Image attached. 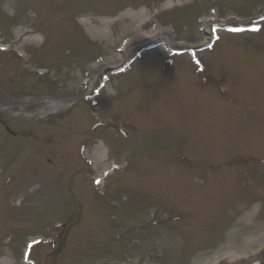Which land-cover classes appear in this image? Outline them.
Segmentation results:
<instances>
[{
	"label": "rangeland",
	"instance_id": "obj_1",
	"mask_svg": "<svg viewBox=\"0 0 264 264\" xmlns=\"http://www.w3.org/2000/svg\"><path fill=\"white\" fill-rule=\"evenodd\" d=\"M164 1L168 0H0V42L10 43L18 38L25 29V25H20L26 21L27 26L32 25L44 34L40 49L24 40L23 46L12 42L10 50L0 51V81H4L0 83V105L59 89L48 78L28 73L24 68L28 64L34 69L57 65L55 73L48 75L58 79L63 87L79 89L90 76L96 83L93 86L99 87L103 76L109 74L107 68L97 74L89 68L98 55L117 53L121 40L129 37L123 35L127 24L120 19L123 11L148 12L153 21L164 22L161 28L169 31L170 41L183 40L192 46L209 42L214 34L222 36L224 31L219 25L213 30V25L197 22L200 17L225 19L237 13L243 19H253L264 14V0H177L179 5L171 9L163 8ZM79 15L86 17L81 20ZM87 20L95 32L103 20L112 21L109 39L91 34L85 25ZM231 24L236 29L240 27L237 21ZM262 26L264 30V23ZM45 30L49 32L48 41L44 38H48ZM246 35L239 39L228 36L211 53L198 51L197 57L205 67L202 75L195 69L199 64L193 65L190 53L173 56L164 49L162 39L155 41L159 43L157 47L144 53L145 63L150 62L151 66L141 61L123 80L116 79L120 75L109 74L112 81L106 84V91H101V110L96 116L103 123L111 117L114 121L120 119L124 136L114 129H100L101 133L107 131L111 135L104 142L99 141L91 130L92 125L96 127L92 116L96 113H89L84 103L68 107L63 112L66 123L59 125L61 130L71 132L55 140L57 147L52 158L56 170L43 166L46 184L37 189L39 182L33 177L29 181L28 170L17 173L5 189L0 188V264H23L27 239L42 233L55 235L66 228L67 225L58 224L65 223L62 218L75 211L73 195L87 202L81 213L87 222L74 225L71 220L64 231L66 249L69 247L72 258L70 264H264V38L245 46L241 42L255 39L256 34ZM17 49L27 54L29 62L18 56ZM136 50L119 64L127 62ZM168 57L174 67L167 68L170 73L165 75V68L155 65ZM39 62L42 65L36 64ZM39 104L30 105L28 110H36ZM57 118L44 120L35 132L40 133L42 128L51 130L61 120ZM11 122L14 126L27 123ZM129 122L137 131L130 130ZM86 127L91 134L84 137L82 131ZM89 136L92 138L84 142L81 164L77 146ZM8 138L4 131L0 132L1 142ZM24 145L23 152L32 158L39 156L40 148H46L26 140ZM156 151L159 159L168 155V161L163 164L152 158ZM127 156L133 172L129 171V175L116 171L102 180L106 182V195L101 196L97 189L104 188L103 183L94 186V178L115 161L125 165ZM86 159L97 171L91 169ZM199 159L207 167L200 180L192 168ZM242 166L253 173V181L235 172ZM84 172L90 182L83 177ZM7 174L3 171L0 175V186ZM121 181L125 183L121 185ZM54 192L57 197L52 201ZM19 196L28 198L27 205L17 206ZM109 199L118 200L120 205L114 207ZM147 211L155 213L158 219L171 216L183 235L171 225L135 228L133 224L147 222ZM100 217L111 218V223H124L112 226ZM179 223L189 228L184 229ZM230 228L234 231L232 236L239 237L238 242L252 241L259 230L260 241L246 247L243 253L228 257L222 253L232 238L227 234ZM120 229L130 230L121 240L112 241L111 237ZM10 233L14 234L7 242ZM37 249V256L46 250Z\"/></svg>",
	"mask_w": 264,
	"mask_h": 264
},
{
	"label": "bare ground",
	"instance_id": "obj_2",
	"mask_svg": "<svg viewBox=\"0 0 264 264\" xmlns=\"http://www.w3.org/2000/svg\"><path fill=\"white\" fill-rule=\"evenodd\" d=\"M168 4V3H167ZM174 4L171 3V6H173ZM149 13L146 11H139L137 13H132V12H125L123 14V19L125 20V22L127 23L124 27H123V35L125 34L126 36H129V40L126 41L125 45L123 46V50L121 54H115V56L113 57H109V58H104L102 60V62L96 63L93 66L94 68H97L99 66H101L102 64H108V63H114V62H120L121 59H124L126 57V55L130 52L131 48L134 47L135 44L143 42L146 39H153L154 37L157 36H162V35H166L168 36L169 31H167L166 29H160L158 28L159 26H157L155 24V22L153 21V16H149ZM128 18H131L130 22L128 21ZM231 18H229L227 21H230ZM203 22L206 24L212 23V22H217L216 17H210V18H206L203 19ZM85 25L87 26L88 31L93 34V35H101L104 38H109L108 36V28L110 26V22L107 21H102L100 23L101 28L98 29V32H95L96 30L90 28L91 26V22L90 20H87L85 22ZM151 27L150 31H148L147 33H143L144 30L146 29L147 26ZM92 27V26H91ZM33 32V30L26 28L24 30V34H29ZM34 42H38L37 40H33ZM176 44H185L184 41H180L177 42ZM261 238V233L258 232L256 233V235L253 236L252 241L246 240L245 242H238L239 237H234L230 240V243L228 245H225L223 248L225 250L224 255L230 257V256H236L239 253H243L246 247L251 246L254 242H258L260 241Z\"/></svg>",
	"mask_w": 264,
	"mask_h": 264
},
{
	"label": "snow or ice",
	"instance_id": "obj_3",
	"mask_svg": "<svg viewBox=\"0 0 264 264\" xmlns=\"http://www.w3.org/2000/svg\"><path fill=\"white\" fill-rule=\"evenodd\" d=\"M97 183H99V181H97Z\"/></svg>",
	"mask_w": 264,
	"mask_h": 264
}]
</instances>
